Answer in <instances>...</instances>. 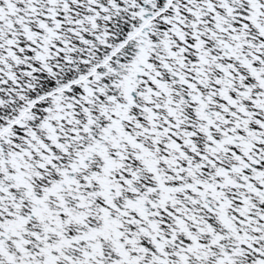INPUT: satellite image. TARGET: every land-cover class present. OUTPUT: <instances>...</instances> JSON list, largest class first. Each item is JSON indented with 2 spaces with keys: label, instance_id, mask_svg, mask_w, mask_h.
Masks as SVG:
<instances>
[{
  "label": "snow or ice",
  "instance_id": "1",
  "mask_svg": "<svg viewBox=\"0 0 264 264\" xmlns=\"http://www.w3.org/2000/svg\"><path fill=\"white\" fill-rule=\"evenodd\" d=\"M0 264H264V0H0Z\"/></svg>",
  "mask_w": 264,
  "mask_h": 264
}]
</instances>
